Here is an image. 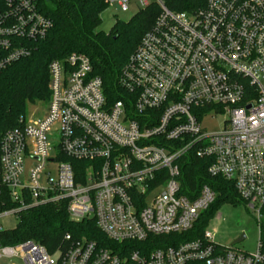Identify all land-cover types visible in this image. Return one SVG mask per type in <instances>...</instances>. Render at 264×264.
<instances>
[{
  "label": "built area",
  "instance_id": "1",
  "mask_svg": "<svg viewBox=\"0 0 264 264\" xmlns=\"http://www.w3.org/2000/svg\"><path fill=\"white\" fill-rule=\"evenodd\" d=\"M146 7L147 0H138ZM116 2L128 11L132 0ZM161 13L124 66L129 98L110 102L91 59L69 54L49 65L45 117L0 139V195L22 209L66 200L74 221L94 219L110 244L67 234L64 250L0 243V259L24 264H264L224 246L207 227L191 232L216 198L208 185L182 192L180 159L194 148L208 172L234 183L261 221L264 209V0H206L194 11ZM50 20L39 0H0V71L29 54ZM226 115L210 133L206 119ZM218 219L222 214L216 215ZM3 228L0 226V231ZM151 238L152 241H148Z\"/></svg>",
  "mask_w": 264,
  "mask_h": 264
},
{
  "label": "trees",
  "instance_id": "2",
  "mask_svg": "<svg viewBox=\"0 0 264 264\" xmlns=\"http://www.w3.org/2000/svg\"><path fill=\"white\" fill-rule=\"evenodd\" d=\"M164 2L176 12L194 11L206 4V0ZM109 5V0H39V8L50 20L51 27L44 38L28 41V55L0 71V139L6 131L22 125L21 119L26 118L30 105L49 101V65L72 53H81L91 59L93 73L102 78L104 93L110 102L129 98L120 83L121 72L145 34L155 25L161 7L156 1L152 2L128 21L117 19L107 33L99 28L101 15ZM179 164L182 192L189 198H195L203 185L216 192L214 202L186 235L188 239L199 237L224 204H245L233 182L210 175L211 160L197 157L194 148L180 159ZM1 193V211L18 207L9 199L6 188ZM261 215V249L264 253V209ZM67 234L76 240L83 237L95 240L100 246L110 244L94 219L74 221L66 200L22 209L18 212L16 227L0 231V243L15 246L33 241L56 253L68 247ZM148 241L153 242L151 238Z\"/></svg>",
  "mask_w": 264,
  "mask_h": 264
},
{
  "label": "rangeland",
  "instance_id": "3",
  "mask_svg": "<svg viewBox=\"0 0 264 264\" xmlns=\"http://www.w3.org/2000/svg\"><path fill=\"white\" fill-rule=\"evenodd\" d=\"M149 3L156 0H147ZM138 0H132L128 11H122L121 7L116 3L109 5L105 10L102 17V25L100 30L109 32L114 26L117 19L128 21L131 19L141 8ZM48 111V104L30 105L27 112V120H35L46 116ZM226 115H218L214 119H206L203 125L210 133H215L223 130ZM222 214L218 219L216 215ZM18 223L16 215L0 218V226L3 229H13ZM261 225L262 220L259 221L254 211L248 208L245 204H224L219 208L215 217L212 218L207 226L208 230L215 233V240L224 245L230 246L240 236L242 232H245L246 238L233 246L245 253H254L258 250L259 242L261 241ZM0 264H24L19 257H5L0 259Z\"/></svg>",
  "mask_w": 264,
  "mask_h": 264
},
{
  "label": "water",
  "instance_id": "4",
  "mask_svg": "<svg viewBox=\"0 0 264 264\" xmlns=\"http://www.w3.org/2000/svg\"><path fill=\"white\" fill-rule=\"evenodd\" d=\"M246 238L245 232H242L240 236L233 242V244L243 241Z\"/></svg>",
  "mask_w": 264,
  "mask_h": 264
}]
</instances>
